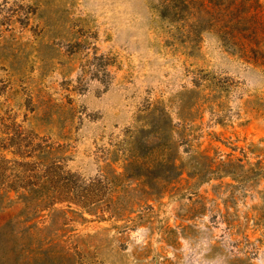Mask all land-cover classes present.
<instances>
[{"label": "rangeland", "instance_id": "1", "mask_svg": "<svg viewBox=\"0 0 264 264\" xmlns=\"http://www.w3.org/2000/svg\"><path fill=\"white\" fill-rule=\"evenodd\" d=\"M157 116L181 175L147 196L115 177L133 141L157 142ZM13 137L105 198L25 231L5 195L23 264L47 249L53 264H264V0H0V148ZM168 147L150 172L165 176ZM228 155L238 177L208 170Z\"/></svg>", "mask_w": 264, "mask_h": 264}, {"label": "trees", "instance_id": "2", "mask_svg": "<svg viewBox=\"0 0 264 264\" xmlns=\"http://www.w3.org/2000/svg\"><path fill=\"white\" fill-rule=\"evenodd\" d=\"M167 126V119L155 117L151 133L157 136L158 144L155 146L157 142H145V137L133 141L131 158L124 167L125 174H119L115 179L122 176L133 179L137 182L135 191H141L147 196H152L155 195V185L158 180L168 183V181H172L181 175L180 167L176 164L178 161L176 144L171 138H168L167 142L164 141L165 134L163 131ZM7 141H9L8 144L2 146L0 151L9 152L13 160L7 159L5 156L0 157V202L10 192L18 194V199L23 206L19 217L24 218L21 224L25 231L39 223H34L30 227L26 226L30 221L31 214L52 211L59 205L68 208L71 205H76L88 210L91 205L105 202V198L100 194L101 190L96 188L97 185H101V182L78 187L71 182L75 175L65 172L63 165L49 160L50 152H45L43 149L30 150V144L24 145L19 137L8 138ZM164 145H169L170 154H168V160L165 164V176H161L158 174L160 172H150L153 167L146 166L143 161L150 158ZM205 158L211 160L208 156ZM240 161V159L234 161L228 155L225 162L222 161L218 165L213 162L210 163L208 170L212 173L238 177V172L234 170V166ZM156 165L154 166L156 168L161 166ZM108 219L133 222L127 213H110ZM14 228L7 223L3 229H0V264H7L11 259L13 264H23L24 262V255L28 249L20 246V233ZM49 244H51V240L47 243V245ZM30 245L31 243L28 244V247ZM39 255H43V258H35L34 264H53L54 257L51 256L49 249L44 253H39Z\"/></svg>", "mask_w": 264, "mask_h": 264}]
</instances>
